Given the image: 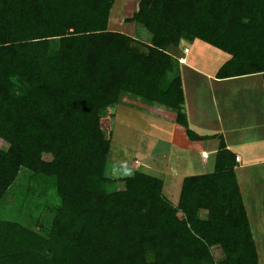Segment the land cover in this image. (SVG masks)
<instances>
[{"label": "trees", "instance_id": "16d2710c", "mask_svg": "<svg viewBox=\"0 0 264 264\" xmlns=\"http://www.w3.org/2000/svg\"><path fill=\"white\" fill-rule=\"evenodd\" d=\"M114 1L0 0V202L21 168L57 197L49 227L0 218V264H258L222 135L212 171L184 176L173 202L161 177L109 175L101 120L130 97L172 111L189 139L216 137L189 128L171 50L203 42L228 55L216 78L264 79V0H137L123 19Z\"/></svg>", "mask_w": 264, "mask_h": 264}, {"label": "crops", "instance_id": "0c3cea01", "mask_svg": "<svg viewBox=\"0 0 264 264\" xmlns=\"http://www.w3.org/2000/svg\"><path fill=\"white\" fill-rule=\"evenodd\" d=\"M199 43L203 42L195 41L192 45L196 47ZM223 55L213 69L200 67V61L197 63L199 68L193 64L191 66L195 69H192L179 60L189 128L198 135L216 137L189 139L185 129L174 122L172 111L147 107L154 116L173 124L168 156H173L172 148L179 149L175 160L171 158L166 166L169 181H165L163 191L171 201L176 202L184 176L212 171L219 143L217 135H222L226 147L240 156L235 175L254 239L258 264H264L261 258V254L264 256V79L262 74L216 78L218 67L228 58V55ZM179 56L185 58L184 54ZM190 75L194 78L192 83ZM203 151L206 152L205 158L201 154ZM175 195L177 199L174 200L172 197Z\"/></svg>", "mask_w": 264, "mask_h": 264}, {"label": "rangeland", "instance_id": "374dc122", "mask_svg": "<svg viewBox=\"0 0 264 264\" xmlns=\"http://www.w3.org/2000/svg\"><path fill=\"white\" fill-rule=\"evenodd\" d=\"M136 2L137 0H115L111 13L118 19L131 16L137 8ZM111 26L115 30L130 32L140 40L147 42L149 40V34L138 24L114 22L111 23ZM184 46L190 49L189 52H183ZM171 52L176 56L184 54L185 58L179 56L181 62H184L182 64L187 63L185 66L192 69L195 68L191 65H197L200 62L198 64L200 67L213 69L218 64L217 61L225 56L205 43L204 45L199 43L195 47L188 41H182L181 46L173 48ZM194 56H196L195 59H193ZM189 79L192 83L193 75H190ZM125 102L126 104L115 106L114 116L109 109L101 120L105 135L111 139L109 160L113 162V165L107 169L109 175H129L136 169L161 177L168 182L169 175L165 172L166 166L171 158L175 160L178 156L177 150H179L172 148L173 156H168L169 146L171 147L172 122L154 116L151 109L136 105L133 98L128 97ZM0 147L3 149L7 147V143L1 138ZM40 179L37 181L39 179L32 172L21 168L17 178L0 202V218L19 221L30 227H37L38 224L49 227L51 217L45 213L43 206L47 202H56L57 197L51 180L43 177ZM175 196L172 197L174 200L177 199ZM213 253L216 258L222 256L217 247L213 249ZM261 258L264 263L262 254Z\"/></svg>", "mask_w": 264, "mask_h": 264}, {"label": "built area", "instance_id": "2783aa9c", "mask_svg": "<svg viewBox=\"0 0 264 264\" xmlns=\"http://www.w3.org/2000/svg\"><path fill=\"white\" fill-rule=\"evenodd\" d=\"M183 51H184V53L187 52V51H188V48L185 47V48L183 49ZM201 154H202V157L205 158V156H206V152L203 151ZM235 160H236V161H239V160H240V156H239V155H236V156H235Z\"/></svg>", "mask_w": 264, "mask_h": 264}]
</instances>
